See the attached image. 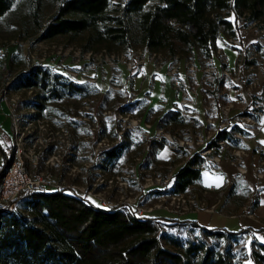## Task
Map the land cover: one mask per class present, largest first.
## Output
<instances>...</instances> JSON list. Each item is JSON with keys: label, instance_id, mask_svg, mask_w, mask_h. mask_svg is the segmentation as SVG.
<instances>
[{"label": "trees", "instance_id": "trees-1", "mask_svg": "<svg viewBox=\"0 0 264 264\" xmlns=\"http://www.w3.org/2000/svg\"><path fill=\"white\" fill-rule=\"evenodd\" d=\"M12 2L0 0V17L10 10ZM36 7L37 4L33 15L37 22ZM238 21L264 26V0H58L47 23L38 22L36 39L87 34L84 49L102 44H139L147 51H168L175 55L179 47H184L208 60L218 48V39L237 37ZM133 25L138 32L137 40L133 39ZM252 45L262 51L258 42ZM246 64L254 65L255 60L247 59ZM7 88L16 92L36 91L32 99L23 102L24 107L34 109L28 115L33 120L41 118L50 103L82 99L93 91L99 92L96 85L77 82L48 66L18 70ZM137 104V101L128 103L121 111L129 112ZM53 112L58 113L56 108ZM242 113L256 117L250 111ZM146 120L149 121L148 115ZM186 123L187 116L180 109L169 110L157 120L162 130ZM234 132L249 136L242 127L232 124L218 129L207 147L215 146V153L220 147L217 141L242 147ZM166 145L164 138H151L148 157H156ZM128 147L129 142L119 140L103 149L99 159L91 164V175L94 169L112 175L119 173L121 158ZM7 149L11 148L0 140V152L5 157L0 177L12 159L7 156ZM172 150L184 162L173 173L170 185L152 192L155 195L185 193L201 184L204 157L199 152L189 154L186 148L174 144ZM251 153L264 160V152L254 148ZM232 189L233 186L228 195ZM257 205L258 198L250 210ZM159 222L141 219L122 207L102 209L64 188L23 192L13 210H0V264H264V244L252 236L245 243L246 229L237 232L207 229L192 222L188 224L198 227L201 237L185 241L163 232ZM239 244V250L244 249L242 256L236 255L233 248Z\"/></svg>", "mask_w": 264, "mask_h": 264}, {"label": "rangeland", "instance_id": "rangeland-1", "mask_svg": "<svg viewBox=\"0 0 264 264\" xmlns=\"http://www.w3.org/2000/svg\"><path fill=\"white\" fill-rule=\"evenodd\" d=\"M114 1L122 2L123 0ZM35 4H37L36 8L39 12L36 16L37 22L33 15ZM57 6L58 0H13L10 10L0 17V88L6 86V82L11 80L15 72L29 66L34 58H45L44 64L51 65L55 71L73 77L78 82L87 81L98 85L99 92L93 91L88 97L82 99H64L61 102L50 103V108H47L44 115L37 120L28 117L34 112V109L23 105V102L34 97L35 90L11 91L5 95L3 93L0 95V101L5 102L9 108V113H11L10 110H13L12 112L19 117L18 135L23 133L24 143L21 145V151L28 160L29 171L33 175L38 171L50 172L67 192L89 200L97 206L101 202H109L125 208L126 211L141 210L144 218L160 221V228L163 232L178 236L182 240L199 239L201 230L198 227L182 223L171 224L166 222L168 220L164 217L155 216L157 211L172 214L164 208L165 205L170 207L172 199L166 193L159 195L152 193L155 190L166 188L162 182H156L155 178H165L167 174L174 173L178 167V161L183 159L177 157L176 160L171 161L160 159L157 156L148 157V143L152 136L149 130L144 128L143 123L140 126L134 125V121L143 118L145 104L140 105L139 103L129 112L121 111V107L131 103L137 94L131 87L123 89L122 83L119 84L121 77V69L119 68L123 66L133 76L142 67L129 70L126 63L130 61L132 64L135 63L134 58L137 55L135 52L138 49L143 53H146L147 50L139 44L132 46L102 44L84 49L87 34L76 37L56 36L50 40L36 39L39 35L38 22L45 25L54 15ZM237 26L238 32L235 38L238 42L230 41L229 38L218 39L217 49L220 51L217 52L216 50L211 59L206 60L195 51L189 52L186 48L179 47L175 53L179 59L171 63L166 61L165 64H169L168 73L172 66L175 65L176 67L175 75L169 73L173 80H178L180 68L183 69L186 76L185 59H191L198 65L199 69L195 74V83L186 77L189 88L181 90L186 92L190 105L184 108L187 123L165 128L159 138H164V134L170 135L173 141L164 139L167 141L166 146L172 150L173 144L178 146V140L195 141L196 137L208 128L214 129L217 123L224 122L228 127L237 124L249 133V136L241 135L242 138H239L242 147H232L231 143H223L216 149V154L219 156L216 165L213 168H204L216 170L223 161H226L235 166L239 172H242L246 160L250 159L251 163H257L254 168V175L259 180L264 177V160L260 157L255 159L256 156L251 153L248 144L254 143L255 135L264 123V26L254 22L244 24L242 21H238ZM250 31L258 35L257 39L245 43V33ZM132 32L134 33L133 39L137 40L138 32L134 25ZM255 42L261 45L262 51H258L252 45ZM247 50L249 51L247 52ZM85 51H91L94 54L89 57L90 61H88L87 54L82 55ZM232 51V62L235 58V67L230 68L228 52ZM12 54L15 56L12 57ZM247 59L255 60V64L247 65ZM223 61L227 63L224 67H228L233 75L246 77L244 85L236 86L229 82L220 81H216L212 87L201 85L199 78L203 66L210 63L217 70H221ZM217 64L218 66H216ZM70 72H76L77 76L70 75ZM108 73L111 75L109 82L106 79ZM108 83L110 84L108 85ZM177 85H179L178 81ZM197 95L202 98V107L205 112L202 123L199 122L200 117L197 110L191 107L193 96ZM208 100L213 101L211 112L205 109ZM227 103H231L232 107L224 115L220 111V105ZM255 105L259 106L261 110L254 109ZM54 108L58 113L53 112ZM252 110L259 120L254 117L248 121L244 117L249 115L242 112H251ZM0 113L2 112L0 111ZM160 113L162 110L159 107L153 109L148 115L149 123H146L152 127V123L157 121ZM9 116L11 117V114ZM207 118L215 123L208 126ZM252 127L255 129H251ZM62 129L67 132V136L61 131ZM14 133L15 128L12 123L11 134L7 135L3 132L0 136L2 144L11 148L6 150L9 158L13 157L11 155L16 150V145L11 140ZM119 140L129 142V147L121 158L120 172L112 175V172L94 169L91 175V164L99 159V153L116 144ZM193 150L194 148L191 151L186 149L189 154L196 152ZM34 155H37V158H34ZM140 157H142V161L138 164ZM4 161L5 157L0 152L1 169ZM239 183L241 186L242 183ZM254 191V196H256L258 190L255 189ZM190 192L204 207L198 210L190 209L178 214L173 213L172 215L178 216L191 211H216V206L221 199L217 191L209 193L207 189L198 186L190 189ZM248 192L240 187L237 199H245ZM234 207L233 204H228L223 211L226 212ZM251 233L246 232L244 234L245 243H247ZM162 244L166 248H170L164 241ZM240 245L233 247L238 256H242L244 253V249L239 250Z\"/></svg>", "mask_w": 264, "mask_h": 264}, {"label": "crops", "instance_id": "crops-1", "mask_svg": "<svg viewBox=\"0 0 264 264\" xmlns=\"http://www.w3.org/2000/svg\"><path fill=\"white\" fill-rule=\"evenodd\" d=\"M257 36L258 35H255L251 31L245 33L244 42L249 43L256 41ZM218 43L217 40V45ZM232 53L233 51L230 53L228 52V63L230 68L235 67V58L232 62ZM168 66L169 64H165L161 70L156 71L151 62H145L141 70L133 74V76H131L129 71L123 66L119 68L121 69L119 84L122 83L123 89H129L131 87L136 91L135 93L137 96L132 102L137 101L140 105L145 104L144 116L142 118L143 122L149 123V121L146 120V116L149 115L150 109L159 107L160 110H162V113H160L161 115L158 117L159 119L165 112L181 108L179 104L181 90L189 88L188 79L184 75L183 69L180 68L178 80H173L172 76L168 73ZM216 66H218V64ZM106 77L108 80L107 82L111 81L110 73H108ZM177 81L179 85H177ZM110 83H108V85ZM246 98L248 99L247 95ZM202 104L203 101L200 95L193 96V105L191 107L199 113V122L201 121V123L204 121L205 113ZM0 111L2 112L0 113V135L2 136L3 132L10 135L12 131V120L9 116V108L5 102L0 101ZM152 124L149 133L152 136L151 138H155L154 134L158 128L157 121ZM248 146L250 150L256 148L258 152H264V123L255 135L254 143H249ZM254 155L256 156L255 159L259 157L258 154ZM157 157L171 161L177 159L176 153L167 146L157 154ZM183 162L184 159L178 161V167L183 164ZM256 166V162L251 163L250 159H248L245 162V168L242 172H239L235 166L226 161H223L216 170L208 168L202 169L201 184L199 187L207 189L209 193L217 191L218 194H220L221 199H219V204L216 206V211L214 212L191 211L175 216L164 211H157L155 216L164 217L168 220L166 222L171 224L177 222L182 224L195 222L199 226L207 229H225L234 232L246 229L248 232H252L250 236L264 244V177L259 180L255 177L254 168ZM239 182L242 183L241 186ZM232 186V193L228 195ZM240 187L249 191L247 197L243 200L237 199L239 197ZM255 189L258 190L256 196H254ZM256 198H258V205L251 211L250 205ZM228 204H233L235 207L224 212V207Z\"/></svg>", "mask_w": 264, "mask_h": 264}, {"label": "built area", "instance_id": "built-area-1", "mask_svg": "<svg viewBox=\"0 0 264 264\" xmlns=\"http://www.w3.org/2000/svg\"><path fill=\"white\" fill-rule=\"evenodd\" d=\"M230 41H233L235 43L238 42L236 41V38H230ZM220 50L217 49V52ZM163 53V54H162ZM88 57V61H90V56L94 55L92 54L91 51H85L82 53V55H86ZM135 54H137L134 58V64H132V61L127 62L126 66L129 70H136L140 67L143 66L145 61H151L153 63V66L155 70L159 71L163 65L166 63V61L169 63L173 61H177L179 58L177 55H172L168 51L166 52H156V51H147L146 53H143L140 49H138ZM101 55V53H100ZM45 58H38V59H33L32 63L29 66H26V70H28L30 67L35 66H48L51 67V65L44 64ZM101 61V60H99ZM185 61V67H186V77L191 80L192 83H195V74L196 71H198L199 67L197 64L192 62V60H184ZM223 67L221 70H217V68L213 65L206 64L202 68V73L200 76V83L201 85H206L209 87L214 86L215 82L217 79L220 82H229L233 85L240 86L244 85V82L246 81V77H241L240 75H233V73L230 71L228 67H224V65H227L226 61L222 62ZM243 65V64H242ZM169 73L171 75L176 74V67L175 65L172 66V68L169 70ZM70 75L72 76H77L76 72H70ZM69 77V76H67ZM71 78V77H69ZM73 79V77L71 78ZM74 80V79H73ZM10 81L6 82V86L4 88H0V95L3 93L4 95L7 93H10L11 91L8 90L7 86L9 85ZM78 82V81H77ZM87 82V81H86ZM203 85V86H204ZM212 90V89H211ZM264 97V95H263ZM179 104L181 106V111L182 114H186V111L184 108L188 107L189 105V100L187 98V94L185 91H181V97L179 100ZM213 107V101L208 100V103L205 105V109L209 112L212 111ZM232 107L231 103L227 104H221L220 105V111L224 115L228 113L230 108ZM254 109H259V106L255 105ZM13 110H10L11 118H12V123L15 128V133L14 137L11 139L12 142L16 145V150L13 153V157L11 161L5 166L1 177H0V210L8 209V210H13L15 207V204L19 200L20 194L23 192H32V191H45L48 189H61L63 188V185L60 184L50 172L47 171H38L36 174H32L29 171V166H28V160L25 158L24 153L21 151V145L24 143L23 139V133L18 135V121L19 117L16 116ZM257 111V110H256ZM254 116H256L254 110L251 111ZM193 115V114H189ZM247 118L248 121H251L250 119H253V116H244ZM257 117V116H256ZM207 125L212 126L213 123H215L213 120L210 118H207ZM135 126H140L141 123H143V126L146 130H150L151 126L143 122L142 119L138 118V120L134 121ZM228 126L224 122L217 123L215 125L214 129L208 128L204 133L196 137L195 141H177V145L179 147H184L189 151L194 148L193 152H199V154L204 157L205 162L202 164V167H214L216 163L219 161V156L214 152L215 146L207 147V143H209L212 138L214 137L216 131L218 129H224L227 128ZM251 129H255L252 127ZM245 130V129H244ZM64 135L67 136V132L62 129ZM148 132V131H147ZM162 129L157 128L155 131L154 136L159 137L161 135ZM233 135L237 138H242L241 134L238 132H234ZM163 137L167 141H173L172 137L170 135L164 134ZM223 141H217V145L221 146L223 145ZM197 148V149H195ZM239 153V152H237ZM37 155H34V158ZM142 157L138 158V164L142 161ZM37 163V162H36ZM173 173H169L166 175L165 178H155V181L160 183L162 182L164 184V187H168L171 183ZM118 177V175H117ZM206 193V192H205ZM172 200L170 202V207H167V205L164 206V208L170 212V213H175L178 214L179 212H186L190 209H195L198 210L199 208H203V204L198 202L195 196L192 195L190 191L185 192V193H178V194H170L166 193ZM98 206L102 209L105 210H110L115 207H118L117 204H112L109 202H101L98 204ZM158 207H161L158 205ZM135 216L144 219L142 216L141 210H134L133 212Z\"/></svg>", "mask_w": 264, "mask_h": 264}, {"label": "snow or ice", "instance_id": "snow-or-ice-1", "mask_svg": "<svg viewBox=\"0 0 264 264\" xmlns=\"http://www.w3.org/2000/svg\"><path fill=\"white\" fill-rule=\"evenodd\" d=\"M217 186H219V185H217Z\"/></svg>", "mask_w": 264, "mask_h": 264}]
</instances>
